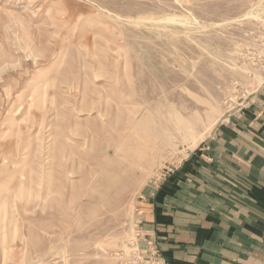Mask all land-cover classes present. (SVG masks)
<instances>
[{"label": "rangeland", "instance_id": "rangeland-1", "mask_svg": "<svg viewBox=\"0 0 264 264\" xmlns=\"http://www.w3.org/2000/svg\"><path fill=\"white\" fill-rule=\"evenodd\" d=\"M241 117L264 0H0V264H169L154 192Z\"/></svg>", "mask_w": 264, "mask_h": 264}, {"label": "crops", "instance_id": "crops-1", "mask_svg": "<svg viewBox=\"0 0 264 264\" xmlns=\"http://www.w3.org/2000/svg\"><path fill=\"white\" fill-rule=\"evenodd\" d=\"M241 120L264 135L259 117ZM233 132L154 192L147 221L169 264H264V140Z\"/></svg>", "mask_w": 264, "mask_h": 264}, {"label": "bare ground", "instance_id": "bare-ground-1", "mask_svg": "<svg viewBox=\"0 0 264 264\" xmlns=\"http://www.w3.org/2000/svg\"><path fill=\"white\" fill-rule=\"evenodd\" d=\"M251 17L260 18L261 17V11H251L249 14Z\"/></svg>", "mask_w": 264, "mask_h": 264}]
</instances>
